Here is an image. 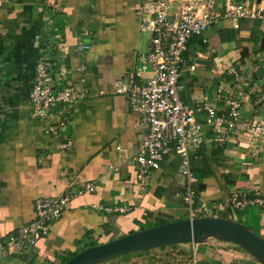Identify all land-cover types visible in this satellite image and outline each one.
I'll list each match as a JSON object with an SVG mask.
<instances>
[{"label":"crops","instance_id":"1","mask_svg":"<svg viewBox=\"0 0 264 264\" xmlns=\"http://www.w3.org/2000/svg\"><path fill=\"white\" fill-rule=\"evenodd\" d=\"M241 1L254 7L264 4ZM46 9L61 25L58 32L68 47L72 78L84 79L89 93L66 121L59 107L42 122L31 115L29 91L41 49L40 30L50 15ZM140 19L139 0H10L0 9V242L34 218L36 197L70 195L45 237L4 254L0 264H60L82 248L157 221L213 216L203 213L202 206H223L216 216L237 221L264 238L261 208L238 209L228 203L233 192L264 194V141L250 145L244 130L219 140L207 129L200 145L190 151L189 165L196 175L191 208L182 199L186 178L175 154L151 172L145 188L137 186L134 157L141 131L116 84L148 46L149 33L139 28ZM262 39L264 19L250 18L221 19L202 36L190 37L183 53L180 96L198 118L203 112L195 110L203 101L224 114L226 99L239 102L245 123L261 115L257 99L264 91ZM80 41L89 48L77 49ZM60 124L64 126L57 133L45 132ZM67 140L71 149L62 152L59 145ZM87 182H93L95 190L78 193ZM209 244L159 247L99 264H253L247 258L241 261L235 250ZM197 248L201 251L196 257Z\"/></svg>","mask_w":264,"mask_h":264},{"label":"built area","instance_id":"2","mask_svg":"<svg viewBox=\"0 0 264 264\" xmlns=\"http://www.w3.org/2000/svg\"><path fill=\"white\" fill-rule=\"evenodd\" d=\"M9 1L0 0V9ZM46 11L50 15L44 17L40 30L41 49L29 91L31 115L42 122L51 116L54 107H59L61 118L66 121L72 108L89 93L83 88L84 79L72 78V71L66 64L68 47L58 32L61 25L53 12ZM139 13V28L149 33L148 46L136 54L124 81L116 84V92L123 94L134 110L141 131V142L134 157L136 184L140 189L145 188L151 172L159 169L167 156L175 154L186 178L182 199L191 208L194 196L191 186L196 175L189 165L190 151L200 145L207 129L219 140L244 130L248 133L250 145L257 146L263 142L264 91L257 99L261 115L251 124L243 121L240 104L234 99L225 100L224 114L219 113L217 106L203 101L202 106L195 110L203 112L202 118H198L180 96L183 53L191 36H202L210 24L221 19H264V4L263 7L260 4L254 7L241 0H139ZM88 48L89 45L82 41L77 44L81 51ZM189 68L194 69V66ZM231 73L239 78L236 69L232 68ZM63 126L60 124L56 129L48 127L45 132L55 134ZM71 144L67 140L60 143L59 148L68 152ZM94 190L95 184L87 182L78 193ZM69 202V194L36 197L34 218L21 226L18 234L0 242V258L6 253H14L20 246H32L45 237ZM228 203L233 208L251 205L264 211V194L257 191L252 197H246L233 192ZM223 209L221 205L213 209L201 207L203 213L213 216ZM189 214L193 216L192 210Z\"/></svg>","mask_w":264,"mask_h":264},{"label":"water","instance_id":"3","mask_svg":"<svg viewBox=\"0 0 264 264\" xmlns=\"http://www.w3.org/2000/svg\"><path fill=\"white\" fill-rule=\"evenodd\" d=\"M208 240L226 242L264 264V238L237 221L221 216H200L145 227L77 251L61 264H99L130 253L178 245H200Z\"/></svg>","mask_w":264,"mask_h":264},{"label":"rangeland","instance_id":"4","mask_svg":"<svg viewBox=\"0 0 264 264\" xmlns=\"http://www.w3.org/2000/svg\"><path fill=\"white\" fill-rule=\"evenodd\" d=\"M208 241H210V246L212 247V248H216V249H221V247H224V249L225 250H230V251H232V252H238V254L240 255V258L239 259H241V261H244V259L245 258H247V259H249V262L252 260V258L249 256V255H247L245 252H243L242 250H238V249H236L232 244H227L226 242H218V241H214V240H208ZM235 250V251H234ZM200 251H201V248H197L196 249V253L194 254L196 257L200 254ZM131 254V253H130ZM129 254H127V255H124V256H121L120 257V259H122V258H125V257H127ZM247 261V260H246ZM252 262H253V264H257V263H255L253 260H252ZM197 263H198V260H197Z\"/></svg>","mask_w":264,"mask_h":264},{"label":"trees","instance_id":"5","mask_svg":"<svg viewBox=\"0 0 264 264\" xmlns=\"http://www.w3.org/2000/svg\"><path fill=\"white\" fill-rule=\"evenodd\" d=\"M261 48H264V39H262V41H261ZM165 222H167L166 220H162V221H157V222H155V224L154 225H158V224H161V223H165ZM175 245H171L170 247H174ZM144 251H146V250H144ZM75 254V253H74ZM74 254H72V255H74ZM71 255V256H72ZM71 256H68L66 259H64L62 262H64V261H66L67 259H69ZM61 264V263H60Z\"/></svg>","mask_w":264,"mask_h":264}]
</instances>
